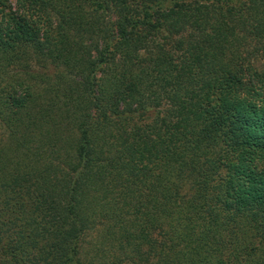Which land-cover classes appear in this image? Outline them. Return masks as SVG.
Masks as SVG:
<instances>
[{"label":"trees","instance_id":"16d2710c","mask_svg":"<svg viewBox=\"0 0 264 264\" xmlns=\"http://www.w3.org/2000/svg\"><path fill=\"white\" fill-rule=\"evenodd\" d=\"M0 264H264V0H0Z\"/></svg>","mask_w":264,"mask_h":264},{"label":"rangeland","instance_id":"374dc122","mask_svg":"<svg viewBox=\"0 0 264 264\" xmlns=\"http://www.w3.org/2000/svg\"><path fill=\"white\" fill-rule=\"evenodd\" d=\"M15 5H16V1H15ZM16 7H18V6L16 5Z\"/></svg>","mask_w":264,"mask_h":264}]
</instances>
